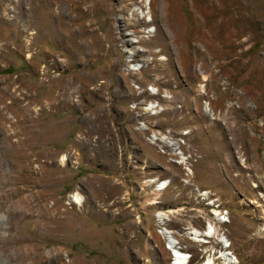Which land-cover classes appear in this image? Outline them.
Wrapping results in <instances>:
<instances>
[{"label": "rangeland", "instance_id": "1", "mask_svg": "<svg viewBox=\"0 0 264 264\" xmlns=\"http://www.w3.org/2000/svg\"><path fill=\"white\" fill-rule=\"evenodd\" d=\"M159 213L264 264V0H0V264H170Z\"/></svg>", "mask_w": 264, "mask_h": 264}, {"label": "bare ground", "instance_id": "2", "mask_svg": "<svg viewBox=\"0 0 264 264\" xmlns=\"http://www.w3.org/2000/svg\"><path fill=\"white\" fill-rule=\"evenodd\" d=\"M150 89L152 90V92H155L156 89L154 87H150ZM154 105L153 103H150L147 105L146 110H150L151 113H157L156 110H153ZM204 110H206L209 115L211 116L212 119L215 118L214 113L212 111V109L210 108V106L208 104H206ZM185 134L189 133V131H185ZM158 139L157 134L154 133L150 136V140L152 142H155ZM162 139L167 141L168 143L174 144L172 141L168 140L167 137H163ZM177 153H181V151H177ZM66 157L63 156L62 157V161H65ZM187 159V157L185 155L181 156V160H179V162H185V160ZM151 182L155 183V187L156 190H163L164 188H166V186L168 185V181L167 182H161L158 179H152ZM200 194L203 196L204 199H207L209 197V192L208 191H204L201 192ZM73 198L74 201H76L78 204H81L83 202V198L79 193H74L73 194ZM217 200H212L211 202H209V205L214 206V209H212V213L215 214L214 218L216 219V221H220V222H226L227 217L224 216L222 217L220 215V212L218 210V205ZM32 211V210H31ZM31 217L36 218L37 222L39 223L41 229H43L44 231L48 230H54L52 228V226H50V224L54 223L57 219V215H45L41 212H38V214L34 213H29ZM157 220L159 222V224H161L162 226L159 229V232L165 237L166 239V247L167 249L171 252L175 253V257L172 258V261L170 264H190L191 261V255L188 254V252L184 251L180 245H179V241L176 239V237L172 234L173 232L171 230H169L168 228L164 227V221H163V216L162 214H157ZM223 222V223H224ZM186 229V234L189 238H191L194 241L197 242H201V243H208L210 242L208 237L212 238L217 236L218 240L220 242H222L225 246H230V242L228 241V238L224 235L221 234L220 232L217 233V227L213 222H208L207 227L204 230H200L194 226H188L185 228ZM264 230V229H263ZM224 249V250H223ZM221 250L216 249L214 246H211L210 248H208L206 250V256L202 261H199L195 264H236L238 263V259L235 257V255L232 252L228 251V247L227 248H223ZM227 250V251H225ZM205 254V252H204Z\"/></svg>", "mask_w": 264, "mask_h": 264}, {"label": "crops", "instance_id": "3", "mask_svg": "<svg viewBox=\"0 0 264 264\" xmlns=\"http://www.w3.org/2000/svg\"><path fill=\"white\" fill-rule=\"evenodd\" d=\"M207 221L208 220H206V222H205V227H204V229L206 228V225H207ZM208 222H210V220L208 221ZM217 231H218V229H217ZM219 232V231H218ZM208 239H215V240H217V238H216V236L215 237H212V238H210V237H208ZM211 246V245H207V248H209V247ZM228 246H225V248H227ZM183 249V248H182ZM203 250H206L205 248H202ZM203 250H202V255L204 254V252H203ZM202 257V256H201Z\"/></svg>", "mask_w": 264, "mask_h": 264}, {"label": "water", "instance_id": "4", "mask_svg": "<svg viewBox=\"0 0 264 264\" xmlns=\"http://www.w3.org/2000/svg\"><path fill=\"white\" fill-rule=\"evenodd\" d=\"M175 257V253L174 252H172V258H174ZM173 262V261H172Z\"/></svg>", "mask_w": 264, "mask_h": 264}, {"label": "built area", "instance_id": "5", "mask_svg": "<svg viewBox=\"0 0 264 264\" xmlns=\"http://www.w3.org/2000/svg\"><path fill=\"white\" fill-rule=\"evenodd\" d=\"M231 252V251H230Z\"/></svg>", "mask_w": 264, "mask_h": 264}]
</instances>
